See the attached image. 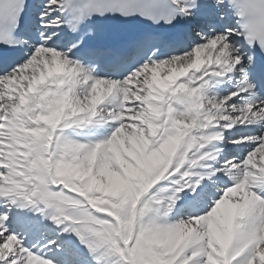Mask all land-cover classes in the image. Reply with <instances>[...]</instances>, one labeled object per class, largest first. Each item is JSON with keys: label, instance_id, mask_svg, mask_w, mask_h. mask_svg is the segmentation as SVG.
Wrapping results in <instances>:
<instances>
[{"label": "snow or ice", "instance_id": "1", "mask_svg": "<svg viewBox=\"0 0 264 264\" xmlns=\"http://www.w3.org/2000/svg\"><path fill=\"white\" fill-rule=\"evenodd\" d=\"M0 264H264V0H0Z\"/></svg>", "mask_w": 264, "mask_h": 264}]
</instances>
